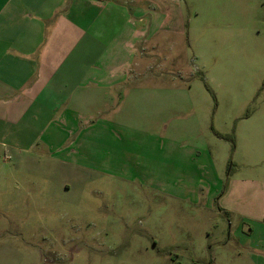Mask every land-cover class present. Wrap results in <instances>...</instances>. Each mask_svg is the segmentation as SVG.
Returning <instances> with one entry per match:
<instances>
[{"label":"rangeland","instance_id":"1","mask_svg":"<svg viewBox=\"0 0 264 264\" xmlns=\"http://www.w3.org/2000/svg\"><path fill=\"white\" fill-rule=\"evenodd\" d=\"M174 6L166 12L179 30L154 29L148 44L163 71L155 60L154 76L136 79L135 101L120 110L129 116L117 146L88 139L85 171L37 144L17 160L0 141V264L239 261L241 220L220 201L231 171L256 177L264 0ZM86 109L98 115L100 107ZM205 145L209 158L198 150ZM247 161L254 166H241Z\"/></svg>","mask_w":264,"mask_h":264},{"label":"crops","instance_id":"2","mask_svg":"<svg viewBox=\"0 0 264 264\" xmlns=\"http://www.w3.org/2000/svg\"><path fill=\"white\" fill-rule=\"evenodd\" d=\"M177 3L0 0V141L10 156L23 160L37 144L50 158L85 171L89 138L101 144L116 140L117 146L120 120L129 116L120 110L135 101L136 79L154 76L155 60L163 71L162 58L149 53L148 44L154 29L173 33L179 27L166 12ZM90 105L100 107L98 115L86 111ZM263 128L264 123L256 136V177L231 171L220 201L229 217L241 220L236 264H264ZM198 150L211 155L207 145Z\"/></svg>","mask_w":264,"mask_h":264}]
</instances>
